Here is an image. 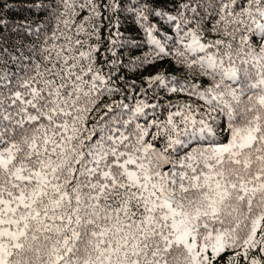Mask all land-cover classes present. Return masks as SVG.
<instances>
[{
  "label": "snow or ice",
  "instance_id": "snow-or-ice-1",
  "mask_svg": "<svg viewBox=\"0 0 264 264\" xmlns=\"http://www.w3.org/2000/svg\"><path fill=\"white\" fill-rule=\"evenodd\" d=\"M0 264H264V0H0Z\"/></svg>",
  "mask_w": 264,
  "mask_h": 264
},
{
  "label": "trees",
  "instance_id": "trees-1",
  "mask_svg": "<svg viewBox=\"0 0 264 264\" xmlns=\"http://www.w3.org/2000/svg\"><path fill=\"white\" fill-rule=\"evenodd\" d=\"M36 12H38V9H32L31 11H29L22 5L17 4L14 6L13 11L9 12V16H11L13 19H21L24 17L33 18ZM149 71L153 70L149 69Z\"/></svg>",
  "mask_w": 264,
  "mask_h": 264
}]
</instances>
